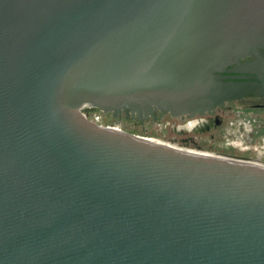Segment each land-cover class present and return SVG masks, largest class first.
I'll use <instances>...</instances> for the list:
<instances>
[{"label": "water", "instance_id": "obj_1", "mask_svg": "<svg viewBox=\"0 0 264 264\" xmlns=\"http://www.w3.org/2000/svg\"><path fill=\"white\" fill-rule=\"evenodd\" d=\"M0 264H264V0H0Z\"/></svg>", "mask_w": 264, "mask_h": 264}]
</instances>
